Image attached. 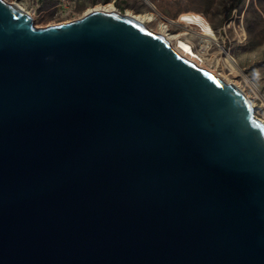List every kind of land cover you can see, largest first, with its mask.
Instances as JSON below:
<instances>
[{
  "label": "water",
  "instance_id": "95a60500",
  "mask_svg": "<svg viewBox=\"0 0 264 264\" xmlns=\"http://www.w3.org/2000/svg\"><path fill=\"white\" fill-rule=\"evenodd\" d=\"M0 264H264V122L131 16L0 0Z\"/></svg>",
  "mask_w": 264,
  "mask_h": 264
},
{
  "label": "rangeland",
  "instance_id": "374dc122",
  "mask_svg": "<svg viewBox=\"0 0 264 264\" xmlns=\"http://www.w3.org/2000/svg\"><path fill=\"white\" fill-rule=\"evenodd\" d=\"M21 6L38 27L83 18L97 6L123 15L154 13L146 26L161 33V21L170 23L172 35L187 43L191 24H204L211 44L208 57L216 56L212 71L225 82L238 86L252 101L255 115L264 121V0H5ZM191 14L193 18H185ZM180 21H184L182 23ZM172 23V24H171ZM190 24V25H188ZM190 55L195 51L190 46ZM196 62L195 56H191ZM233 59V60H232ZM234 61V64H231ZM230 61V62H229ZM219 74V75H217Z\"/></svg>",
  "mask_w": 264,
  "mask_h": 264
},
{
  "label": "built area",
  "instance_id": "2783aa9c",
  "mask_svg": "<svg viewBox=\"0 0 264 264\" xmlns=\"http://www.w3.org/2000/svg\"><path fill=\"white\" fill-rule=\"evenodd\" d=\"M165 22V21H164ZM182 23H185L184 21H180ZM164 28H159L160 34L165 35L169 32H172L170 23H164ZM172 24V23H171ZM187 24V23H185ZM190 25V24H188ZM206 30L204 24L201 23H195L190 25V29L188 30L189 37L187 38V43L193 48L195 51L196 56L194 57L196 59V64L204 68L210 72L213 73L212 68L215 59L217 58L215 55L208 57V47L211 46V44L208 42V40L204 39L206 37ZM208 39V37H206Z\"/></svg>",
  "mask_w": 264,
  "mask_h": 264
},
{
  "label": "bare ground",
  "instance_id": "6f19581e",
  "mask_svg": "<svg viewBox=\"0 0 264 264\" xmlns=\"http://www.w3.org/2000/svg\"><path fill=\"white\" fill-rule=\"evenodd\" d=\"M21 8V10H23L24 12H26L21 6H19ZM95 11H110L109 7H102V6H97L94 9H91L88 11L87 14L91 13V12H95ZM111 12V11H110ZM27 14H29L28 12H26ZM30 15V14H29ZM128 16L133 17L134 19L138 20L139 22L143 23L144 25H146L147 23H153L156 20V15L153 13H148V14H144V15H132L129 14ZM184 17L187 18H193V19H197V17L194 18V16L192 17L191 14L188 15H184ZM169 22V21H168ZM165 22L161 21L159 28H164ZM162 33V32H161ZM165 38L170 42V44L173 46V48L175 50H177L180 54H182L183 56H185L186 58H188L189 60H191L192 62V55L196 56L195 52L192 53V55H190L189 53L191 52L190 49L188 47H190V45H183L179 40H178V36L176 35H172L171 33H167L164 35ZM233 60V59H232ZM231 60V64H234V61ZM230 62V61H229ZM195 63V62H194ZM219 75V74H217ZM252 103V101H251ZM252 105L254 106V104L252 103ZM264 122V121H263Z\"/></svg>",
  "mask_w": 264,
  "mask_h": 264
}]
</instances>
